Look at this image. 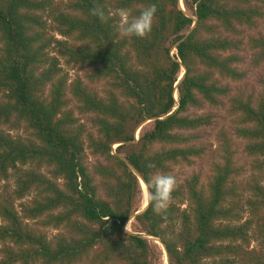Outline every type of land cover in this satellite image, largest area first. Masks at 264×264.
Listing matches in <instances>:
<instances>
[{
	"label": "trees",
	"instance_id": "trees-1",
	"mask_svg": "<svg viewBox=\"0 0 264 264\" xmlns=\"http://www.w3.org/2000/svg\"><path fill=\"white\" fill-rule=\"evenodd\" d=\"M261 1L188 0L192 17L178 0H66L64 10L54 0H0V181L13 174L10 195L27 197L17 209L0 195V264H156L144 234L161 241L168 264H264V98H232L235 131L257 174L247 197L235 198L229 154L212 163L205 180L198 172L176 178L165 214L151 207L135 213L139 176H174L176 165L203 153L188 131L210 117L187 111L219 104L229 91L220 80L241 75L239 41L229 35L255 25L264 15ZM153 4L147 37L115 31L119 9L137 16ZM96 6L105 21L91 14ZM252 45L264 58V37ZM60 56L107 88L92 89L78 76L68 81ZM71 101L94 129L79 122ZM149 119L152 128L136 140L135 129ZM4 125L24 127L29 136L11 135ZM86 148L107 162L90 171ZM132 215L144 234L124 228ZM49 228L62 231L49 238Z\"/></svg>",
	"mask_w": 264,
	"mask_h": 264
},
{
	"label": "rangeland",
	"instance_id": "rangeland-1",
	"mask_svg": "<svg viewBox=\"0 0 264 264\" xmlns=\"http://www.w3.org/2000/svg\"><path fill=\"white\" fill-rule=\"evenodd\" d=\"M55 3L59 2L61 10H64V4L66 0H54ZM261 10L264 12V0L257 3ZM178 6L186 12L189 16L194 17V8L191 7L188 0H178ZM50 23L52 21L48 19ZM194 23L192 24V26ZM53 31V30H52ZM185 32V30H184ZM57 38H62L59 34L52 32ZM222 35H228L226 32H222ZM204 35V34H202ZM232 39L239 41V50L237 52L238 61L235 64L236 68L240 72V76L236 79L224 78L220 81L228 86L229 91L226 95L220 97V102L217 105H212L209 103H204L200 108H189L187 113L191 116L193 115H208L210 117L209 123L202 125L188 133L194 134L195 139L194 143L200 145L204 148V151L199 156H196L192 159L191 163H182L176 165L173 168V174L179 182L184 181L192 173H200L203 180L207 179L211 174V165L216 161L224 160L223 157L231 154L233 164L235 166L234 176V186L238 195H235V198L239 200L240 193L242 197H247L250 192V186L253 181L256 172L251 169V159L247 156L244 149L245 140L242 137H239L235 131V114L232 111V98L235 95H239L243 98L252 97L253 100H259L264 98V58H258V52L253 48L252 40L255 37L263 36L264 37V15L258 19V21L253 26L239 25L237 27V34L229 35ZM70 43H74L71 38H68ZM49 53L51 55L56 54L57 48L52 44L49 47ZM171 53H175V50L172 49ZM60 58V65L62 66L63 72H66L68 75V81L74 79L76 76L80 77L83 80L85 85L90 86L92 89L102 91L107 88V85L104 81L91 82L86 76V68H80L74 63L66 64L64 62V57ZM184 72V67L181 66L179 69L177 77H181ZM219 78V77H216ZM70 100H72L70 93L67 94ZM73 111L75 116L79 119V122L84 123L88 129H94L90 115L81 114L76 109V104L71 101L69 106ZM152 120H146L142 122L134 132L135 139L137 140L140 135L149 129L152 128ZM5 131H8L11 135H20L23 137L29 136V132L24 128H11L8 125L2 126ZM117 144L112 145V149H115ZM97 161L107 162L103 157L98 154L91 153L90 149L86 148L85 150V159L84 162L89 166L90 171L92 166ZM10 173L12 171L10 170ZM14 176L13 174L9 179L0 181V195L4 198H12L14 206L19 209L18 205L21 200L26 199H16L14 196L10 195L14 188ZM258 179V177H257ZM95 182L98 185L99 192L101 195H104L102 186L98 178H95ZM261 182H264L261 180ZM139 186L141 192L143 190L141 185V178L139 176ZM139 209H142L144 203L139 198V201L136 203ZM137 212V211H136ZM135 212V213H136ZM244 218L249 216L248 211H245L243 214ZM1 223V218H0ZM131 232H140V227L137 222L134 220L133 215L124 225V228ZM62 229L55 230L53 228L48 229V237L50 238L54 234L61 232ZM144 234V232H140ZM151 243H153L157 251V260L156 264H168V255L164 249L163 244L158 238L144 234ZM255 243V242H254ZM252 242L251 246L254 244ZM3 243L0 242V260L4 258L2 252ZM74 264H87L85 261H78Z\"/></svg>",
	"mask_w": 264,
	"mask_h": 264
},
{
	"label": "clouds",
	"instance_id": "clouds-1",
	"mask_svg": "<svg viewBox=\"0 0 264 264\" xmlns=\"http://www.w3.org/2000/svg\"><path fill=\"white\" fill-rule=\"evenodd\" d=\"M156 11L157 8L153 4L143 8L139 15L133 16L129 9L121 8L115 13L119 17L114 24L115 31L121 37L145 38L152 30ZM91 14L98 17L102 22L106 20L105 11L100 6L91 9ZM148 167L153 168L155 165L149 164ZM176 184L177 180L173 175L159 172L152 174L145 182V187L141 192L145 210L151 207L154 213L165 214L172 201V193Z\"/></svg>",
	"mask_w": 264,
	"mask_h": 264
},
{
	"label": "bare ground",
	"instance_id": "bare-ground-1",
	"mask_svg": "<svg viewBox=\"0 0 264 264\" xmlns=\"http://www.w3.org/2000/svg\"><path fill=\"white\" fill-rule=\"evenodd\" d=\"M141 185H142V188H144L145 187V182L141 179ZM144 205H143V207H142V209H144Z\"/></svg>",
	"mask_w": 264,
	"mask_h": 264
},
{
	"label": "water",
	"instance_id": "water-1",
	"mask_svg": "<svg viewBox=\"0 0 264 264\" xmlns=\"http://www.w3.org/2000/svg\"><path fill=\"white\" fill-rule=\"evenodd\" d=\"M181 77H179V79H180ZM145 208V207H144ZM141 210H143V209H140L139 211H141ZM139 211H137L136 213H138Z\"/></svg>",
	"mask_w": 264,
	"mask_h": 264
}]
</instances>
